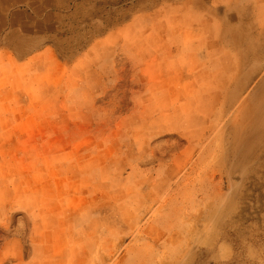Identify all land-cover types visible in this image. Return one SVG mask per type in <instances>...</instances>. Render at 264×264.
Here are the masks:
<instances>
[{"label": "rangeland", "instance_id": "1", "mask_svg": "<svg viewBox=\"0 0 264 264\" xmlns=\"http://www.w3.org/2000/svg\"><path fill=\"white\" fill-rule=\"evenodd\" d=\"M250 4L0 0V264H264V157L146 86L263 45Z\"/></svg>", "mask_w": 264, "mask_h": 264}, {"label": "bare ground", "instance_id": "2", "mask_svg": "<svg viewBox=\"0 0 264 264\" xmlns=\"http://www.w3.org/2000/svg\"><path fill=\"white\" fill-rule=\"evenodd\" d=\"M256 36L264 39V30L258 31ZM32 48L30 45L20 52L27 53ZM240 51L247 56L242 54L240 59L218 60L217 63L211 61L209 51L202 52L200 56L204 60L193 71L183 63L178 81H186L181 88L172 84L169 89H163L161 84L164 80L173 81V77L165 72L160 73L162 82L158 85L146 86L150 96H158V100L165 101L164 113L178 111L187 114L182 131L186 136L191 135L198 121H205L198 114L193 119V113H218L221 116L234 113L235 119L225 129L229 150L227 158L245 163L249 159L264 157V128L260 131L256 128L264 125V44L253 51L250 48H240ZM253 60L255 64H252ZM187 143L190 144L191 139Z\"/></svg>", "mask_w": 264, "mask_h": 264}, {"label": "crops", "instance_id": "3", "mask_svg": "<svg viewBox=\"0 0 264 264\" xmlns=\"http://www.w3.org/2000/svg\"><path fill=\"white\" fill-rule=\"evenodd\" d=\"M264 7V0H251L250 7L247 9L245 14L250 20L259 19L260 15L264 16V12H261Z\"/></svg>", "mask_w": 264, "mask_h": 264}]
</instances>
